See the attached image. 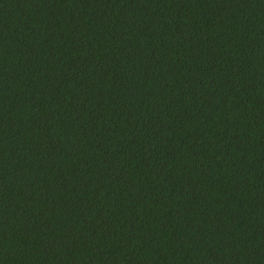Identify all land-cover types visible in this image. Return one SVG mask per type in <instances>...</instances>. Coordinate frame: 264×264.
I'll return each instance as SVG.
<instances>
[{"label": "trees", "instance_id": "trees-1", "mask_svg": "<svg viewBox=\"0 0 264 264\" xmlns=\"http://www.w3.org/2000/svg\"><path fill=\"white\" fill-rule=\"evenodd\" d=\"M0 264H264V0H0Z\"/></svg>", "mask_w": 264, "mask_h": 264}]
</instances>
